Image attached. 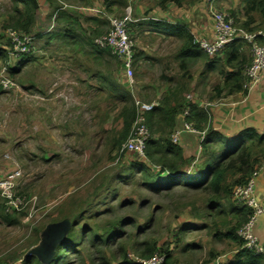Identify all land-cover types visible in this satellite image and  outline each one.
I'll return each instance as SVG.
<instances>
[{
    "label": "rangeland",
    "instance_id": "1",
    "mask_svg": "<svg viewBox=\"0 0 264 264\" xmlns=\"http://www.w3.org/2000/svg\"><path fill=\"white\" fill-rule=\"evenodd\" d=\"M35 1L38 10L32 34L40 38H34L31 62L18 67L19 59H0V183L19 171L14 192L28 202L23 213L11 216L14 224L0 218V264H21L26 253L39 243L46 225L68 218L79 221L78 228L88 230H108L109 223L129 220L121 243L131 261L138 257L135 250L143 251L146 244H151L160 257L167 251L172 264H227L234 257L235 246L217 236L226 231L224 223L234 225L228 211L223 215L209 212L206 195L201 193L175 188L156 194L138 181L124 184L117 179L128 162L137 157L119 155L125 143L116 145L122 130L118 118L120 101L107 99V90H99V80L109 78L112 84L119 85L123 77L115 76V69L122 71L121 63L112 59L109 65H94L90 54L85 58L83 53L95 37L110 31L105 20L107 25L100 27V34L92 35L87 19L102 21L103 15L116 20L128 17L132 23L127 34L133 52H141L145 59L140 69H134L131 95L140 96L137 87L144 86L142 94L151 102L141 104L156 106L173 80L185 85L184 101L203 106L208 112L211 105L232 96L224 88L220 74L230 71L222 61L223 51L214 57L219 63L213 72L205 68L204 55L181 69L176 60L181 42L144 24L147 20L172 24L181 21L199 29L203 25L198 12L201 0H179L181 5L168 2L164 6L160 5L162 0H60L67 14L82 24L86 38L82 47L79 33L74 30V38L67 40L74 50L71 43L50 37L60 29L53 20L59 3L50 6L45 0ZM217 1L221 9L216 12L233 17L235 26L248 21L241 0ZM16 7L24 13L21 4ZM14 8L10 0H0V36L10 29L16 15ZM135 23L142 25L137 27ZM259 24L256 22L251 29ZM194 38L205 37L194 33ZM0 49H8L4 37ZM8 66L17 72L10 75ZM5 79L13 84L10 90L1 87ZM184 116L185 113L181 115L183 120ZM201 161V156H196L189 171L194 172ZM235 180L230 176L227 183L234 187ZM2 204L0 190V215L4 213ZM223 209L227 210L225 206ZM29 211L34 212L32 218L27 217Z\"/></svg>",
    "mask_w": 264,
    "mask_h": 264
},
{
    "label": "trees",
    "instance_id": "2",
    "mask_svg": "<svg viewBox=\"0 0 264 264\" xmlns=\"http://www.w3.org/2000/svg\"><path fill=\"white\" fill-rule=\"evenodd\" d=\"M10 1L15 6L14 12L16 14L11 19L10 29L31 37L33 41L34 38H40L39 34H32L38 10L36 1ZM45 1L50 6L56 2L60 5L54 9L53 14L56 16L54 19L55 23L64 26V29L58 30V33H62L61 39H65L70 44L71 42L67 40H72L74 38L73 33L76 32L79 33L81 46L85 45L86 38L82 34V24L78 19L62 11L65 5H62L60 0ZM168 2L181 5L179 0H162L160 5L164 6ZM18 4L23 6L24 13L17 9L16 6ZM243 12L247 16L248 21L241 23L239 26L241 29L247 32L264 29L262 25L264 23V0H243ZM103 18L105 19L102 21L96 18L87 19L88 23L91 24L88 28H93L91 31L92 35H99L100 27L107 25V16L103 15ZM232 19L235 24V19L233 17ZM256 22L260 24L251 29V26ZM144 24L159 34L174 37L181 42V47L176 56L181 69L194 64L197 59L204 55L198 50L194 42L195 38L187 30L186 26L153 20H147ZM141 25L136 24L135 26L141 27ZM58 33L53 32L50 37L55 38ZM2 38L0 36V40ZM7 44L9 47L8 41ZM91 46L95 47L93 44ZM222 51L224 66L230 70L225 73L220 72L224 88L230 95L233 93H245L244 87L247 83L245 72L251 63L248 46L244 42L234 41L227 44ZM31 55V53L21 55L18 58L19 63L17 66L21 67L31 62ZM108 55H110L111 60L116 59L109 51ZM139 58L140 54L136 53L133 55L135 63ZM204 58L206 59L205 68L209 72L217 70L219 63L216 61L217 59L206 55H204ZM0 59L7 62V50L0 49ZM7 70L10 75H14L17 72V69H12L9 66ZM171 82L172 85L169 87L168 92L161 97L157 105H153L149 111H143L142 113L149 134L144 145L143 157L139 158L136 156V159L128 162L124 173L118 175L117 179L124 184L138 181L142 187L156 194L171 192L175 188H180L188 192L206 195L205 207L209 212L212 211L214 214L220 215L221 213L223 215L228 211L231 215L230 219L234 221V225L224 223L223 228H226V231L219 233V236H217L218 238H225L235 246L234 257L227 264H264V254H255L252 250L246 249L243 241L236 234L238 229L249 221L252 216V210L236 201L232 196L233 189L237 186L245 185L263 163L260 162L264 160V133L259 134L256 130L247 128L235 137L229 138L223 133L213 131L209 127L208 112L195 103L184 101L185 85L173 80ZM108 83L109 79H102L99 82L101 89L105 88L107 90L108 99H118L120 101L121 107L118 110V118L122 122V130L116 141V145L120 147L126 141L136 120L137 110L135 102H144L133 98L119 86L109 85ZM185 112L184 124L190 125L196 132H205L202 141L198 142L199 155L202 161L194 172H190L189 169L195 157L186 158L178 143L172 144L170 141L177 118ZM230 176L236 177L234 184L237 185L234 187L227 183ZM223 206L227 210H224ZM2 207L4 208L3 204ZM21 213L23 212L15 214L4 212L0 215V218L9 222L12 221V215ZM68 220L70 221V228L66 239L57 248L50 264H76L77 260H79V264H141L136 260L149 261L156 253L155 247L151 244H146L143 251L135 250V254L138 256L135 261L128 259L121 241L125 235V226L130 224L129 220L109 223L108 230L81 229L78 228L79 221L69 218ZM11 224H14V221ZM111 247H114L112 254L109 252ZM163 259L161 264H172L171 256L167 251H163ZM21 264L40 263L34 257L25 255Z\"/></svg>",
    "mask_w": 264,
    "mask_h": 264
},
{
    "label": "built area",
    "instance_id": "3",
    "mask_svg": "<svg viewBox=\"0 0 264 264\" xmlns=\"http://www.w3.org/2000/svg\"><path fill=\"white\" fill-rule=\"evenodd\" d=\"M211 17L213 21L211 37L195 39V44L199 51L207 57L213 58L227 44L234 41L244 42L251 54V63L245 72L247 83L244 89L246 92H251L264 80V32H247L235 26L230 15L225 13L211 10ZM107 19L110 24V31L106 35L95 38L93 44L99 49L108 50L121 63L124 78L128 83H131L133 79V46L127 34V26L132 21L128 17L122 20L110 19L109 17ZM2 36L10 44L7 49L10 62L18 59L21 55L31 53L33 42L31 37L12 29H6ZM12 86L13 84L7 79L1 85L3 90H10ZM135 106L137 117L125 143L120 147L119 154H132L142 158L144 145L149 137L142 113L149 111L152 106L139 102H135ZM184 129L197 136L199 142L205 135V132H196L187 124L184 125ZM179 138L180 132L177 131L171 135L170 141L172 144H177ZM18 176L19 171H15L0 183L4 212L8 214L24 212L28 203L24 197L18 196L14 192L15 180ZM232 196L236 201L252 210V216L246 224L238 229L237 236L243 241L246 249L252 250L255 254H264V245H260L252 234L254 221L264 213V208L260 206L254 196L253 178L251 177L245 185L235 187ZM33 215L34 212L29 211L27 217L32 218ZM162 260L163 257L155 254L149 261H136L141 264H161Z\"/></svg>",
    "mask_w": 264,
    "mask_h": 264
},
{
    "label": "crops",
    "instance_id": "4",
    "mask_svg": "<svg viewBox=\"0 0 264 264\" xmlns=\"http://www.w3.org/2000/svg\"><path fill=\"white\" fill-rule=\"evenodd\" d=\"M46 4H48V2ZM241 4H242L241 6L242 8L243 0H241ZM198 5H199L198 12L199 14H202L201 17L203 21V25H200L199 29L197 28L195 29V24L193 25V27L189 25L190 24L189 22H187L189 23L187 24V23L178 21V22H175L174 24L186 26L187 30L191 33V35H193V37H194V33L195 34L199 33L200 37L209 38L211 37L212 26H213L211 10L216 11V10L221 9L219 8L220 6L219 1L201 0ZM62 11L66 12V8H63ZM55 17L56 16L53 15V20L55 19ZM241 17H244V16L241 15ZM168 23L170 22L168 21ZM58 28H60L59 30H62L64 29V26L62 24H58ZM61 38H62V33L59 32L57 34V39L62 41L64 44L68 43L66 42L65 39H61ZM68 48H64V50H68ZM71 48L74 50L75 47L73 48V46H71ZM80 49L82 48L80 47ZM83 53L86 54L85 58L88 57L90 54L91 59L94 62V65L102 64L103 66H106V65H109L108 62L109 60H111L110 55H108V50L99 49L96 46L95 47H92V46L84 47ZM71 54L74 55L75 52L72 51ZM139 54H140V58L138 59V61L135 63L133 60V75H134V69L135 68L140 69L141 68L140 62L145 60L143 57V54H141V52H139ZM133 55H134V52H133ZM89 59L90 58H88V60ZM79 62H82L81 59L78 60V63ZM116 69H115V76L120 74L121 78L123 77V79L121 83H119V85L116 83H114V85H117L120 88L126 90L131 95L130 91H132V82L128 83L124 78L123 71L116 70ZM137 71H138L137 74H139V70ZM109 75L110 74H107V76ZM92 78L94 77L92 76ZM100 80L102 81V78H100ZM133 80H134V77H133ZM135 80H136V75H135ZM111 82L112 81L109 79L108 84L112 85ZM143 88L144 86L137 87V90H141L139 93L140 96H137V97H135L134 95H131V96L142 102L148 101L149 103L151 102L150 101L151 99L147 98L145 95L142 94V92L146 90ZM99 90H105V88L104 89L100 88ZM231 95L232 96L225 99V101L217 103L216 105H211L209 107L208 115H209L210 128H212L213 131L223 133L224 135L228 137L237 135L241 131L247 128H252L256 130V132L259 134L264 133V80L261 81V83L251 92L245 91V93H234ZM107 99H108V95H107ZM184 125L185 124H184L183 118L180 115L177 118L173 133L177 131L180 132V138L178 141V145L181 147L182 152L186 158H190V157L193 158V157L198 156L200 152L199 143H198L199 139L197 136H195L191 132L185 130ZM252 178H253V184H254L255 199L260 204V206L264 208V163L260 165L259 169L257 170L256 173L253 174ZM252 234L257 239L260 245H264V213L254 221V224L252 227Z\"/></svg>",
    "mask_w": 264,
    "mask_h": 264
},
{
    "label": "water",
    "instance_id": "5",
    "mask_svg": "<svg viewBox=\"0 0 264 264\" xmlns=\"http://www.w3.org/2000/svg\"><path fill=\"white\" fill-rule=\"evenodd\" d=\"M69 228L68 219L46 225L40 233L39 243L26 256L34 257L40 264H50L57 248L65 241Z\"/></svg>",
    "mask_w": 264,
    "mask_h": 264
}]
</instances>
